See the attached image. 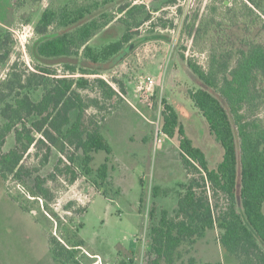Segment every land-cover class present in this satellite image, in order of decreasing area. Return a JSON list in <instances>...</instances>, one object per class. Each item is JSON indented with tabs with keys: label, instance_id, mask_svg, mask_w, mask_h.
Returning a JSON list of instances; mask_svg holds the SVG:
<instances>
[{
	"label": "trees",
	"instance_id": "obj_1",
	"mask_svg": "<svg viewBox=\"0 0 264 264\" xmlns=\"http://www.w3.org/2000/svg\"><path fill=\"white\" fill-rule=\"evenodd\" d=\"M185 1L153 0L148 8L144 1L71 0L46 7L34 28L37 38L29 48L33 70L22 68L16 61L0 82V179L23 182L24 175H29L22 164L25 155L32 147L41 150L46 144L49 147L41 157V167L49 163L52 147L59 144L62 151L68 145L81 153V167L87 175L93 171L95 154L110 156L113 149L99 127L90 131L83 127L86 111L97 105L96 100L86 102L82 96L81 90L91 86L86 77L98 76L120 64L126 50L143 39L140 29L154 19V14ZM224 1L214 0L208 15L188 27L194 43L206 45L202 50L208 54L205 67L188 62L204 86L190 96L222 147L223 159L211 168L205 152L188 137L178 113L165 105L162 133L171 139L180 136L183 163L199 178L183 186L174 216L165 210L158 215L152 209V258L146 264H176L183 245H194L216 228L228 257L239 264H264V43L248 37L242 40L243 47L229 49L212 40L215 31L222 34L224 24L249 35L255 29L264 31V0H229V7ZM42 2L8 0L14 14L22 10L33 13ZM31 17H27L26 25L32 23ZM152 25L150 33H155L157 24ZM163 26L168 27L167 23ZM169 27H173L172 22ZM93 41L97 46L91 45ZM15 47L10 31L0 33V67L8 63ZM56 65L62 66L64 74H58ZM94 83L108 96L117 95L104 80ZM39 90L42 96L36 101L32 93ZM121 91L125 93V88ZM12 135L15 146L5 152ZM75 156L74 152L68 157L72 163ZM61 164L59 160L55 171L68 175L69 184H75L76 172L67 165L62 170ZM108 164L109 157L97 171L102 181L109 177ZM56 172L48 179H34L38 198L50 201L46 184L56 179ZM221 196L227 206L217 216L212 197ZM66 241L63 244L51 237L53 255L65 264H80L76 254L83 242ZM132 263L130 259L126 264ZM189 264H196V260L190 259Z\"/></svg>",
	"mask_w": 264,
	"mask_h": 264
},
{
	"label": "rangeland",
	"instance_id": "obj_2",
	"mask_svg": "<svg viewBox=\"0 0 264 264\" xmlns=\"http://www.w3.org/2000/svg\"><path fill=\"white\" fill-rule=\"evenodd\" d=\"M71 0H43L33 13L22 10L14 14L8 0H0V33L10 31L16 47L6 65L0 67V82L6 78L17 61L22 68L33 70L29 48L36 40L34 28L41 13L49 5H64ZM143 1L147 7L153 0H129L133 4ZM214 0H186L164 8L154 14L140 34L143 39L131 45L122 55L120 64L98 76H87L91 86L81 90L86 102L96 100L85 113L83 127L90 131L99 127L113 152L109 157V177L98 178V169L106 162L107 154L94 155L90 175L81 167V153L73 147L59 144L52 147L49 163L41 167V157L46 147H32L23 160V182L0 179V264H65L59 261L49 245L55 236L63 244L67 238L83 242L76 254L80 264H146L151 258L150 227L153 208L161 214L178 207V199L184 193V185L199 178L188 172L180 150V136L171 139L162 133L165 105L178 113L180 123L196 147L201 148L211 168H216L223 159V149L211 135L207 123L196 108L190 93L204 87L188 67L192 61L205 67L208 54L206 45L194 43L188 34L195 19L208 15ZM231 6L229 0L224 1ZM179 4V5H178ZM111 8L110 10H114ZM32 14V23L24 22ZM173 27H169L170 23ZM155 26L154 32L150 33ZM167 23L168 27L163 24ZM223 32L212 40L229 49L244 46L246 38L264 43V31L255 29L252 35L241 28L223 25ZM120 31V29H119ZM160 35V36H156ZM154 39L145 40L146 37ZM93 41L91 45L97 46ZM207 48V46H206ZM205 48V49H206ZM184 56V59L182 58ZM58 74L62 66L56 65ZM148 76L156 80L152 90L146 89L143 79ZM104 80L117 93L108 96L94 80ZM125 88V93L121 91ZM38 101L42 90L32 93ZM40 139V136L37 137ZM15 146L10 136L5 152ZM75 152L76 162L69 156ZM59 160L61 169L70 166L77 174V181L70 185L68 175L55 171ZM36 170H39L37 172ZM50 201L38 198L34 193V179H48ZM157 191V195L155 196ZM215 214L226 208L225 198L212 197ZM218 228L208 231L194 245L185 244L176 264L223 262L239 264L228 257L219 241Z\"/></svg>",
	"mask_w": 264,
	"mask_h": 264
},
{
	"label": "built area",
	"instance_id": "obj_3",
	"mask_svg": "<svg viewBox=\"0 0 264 264\" xmlns=\"http://www.w3.org/2000/svg\"><path fill=\"white\" fill-rule=\"evenodd\" d=\"M142 83L146 85V89L152 90L153 87L156 85V80L153 77L148 76L147 78L143 79Z\"/></svg>",
	"mask_w": 264,
	"mask_h": 264
}]
</instances>
